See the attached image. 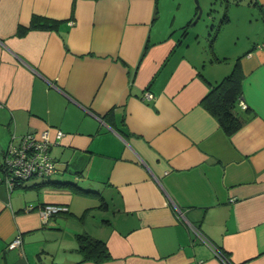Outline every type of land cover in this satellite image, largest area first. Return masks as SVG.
<instances>
[{
	"label": "crops",
	"instance_id": "0c3cea01",
	"mask_svg": "<svg viewBox=\"0 0 264 264\" xmlns=\"http://www.w3.org/2000/svg\"><path fill=\"white\" fill-rule=\"evenodd\" d=\"M225 1L250 13L243 50L219 43L231 11L210 38L190 31L192 0H0V159L63 132L54 172L10 194L0 179V264H225L195 230L264 264V0ZM33 15L52 24L18 35ZM237 62L249 115L228 135L200 100ZM44 203L67 210L43 221ZM83 232L112 259L81 261Z\"/></svg>",
	"mask_w": 264,
	"mask_h": 264
},
{
	"label": "built area",
	"instance_id": "2783aa9c",
	"mask_svg": "<svg viewBox=\"0 0 264 264\" xmlns=\"http://www.w3.org/2000/svg\"><path fill=\"white\" fill-rule=\"evenodd\" d=\"M146 97H152L145 93ZM238 105L245 109L247 104L242 97ZM63 132L56 130L53 138L48 129L42 131H28L20 136L17 143L10 141L4 149L0 159V179L6 184L8 193L12 189L30 178L46 176L55 171V161L51 155V148L62 137ZM67 210V207L60 204L44 203L38 207V212L43 221L59 211ZM197 235L206 241L214 250L215 254L225 264H233L223 252L206 238L199 230ZM22 243L21 233L18 232L7 244V248L19 247Z\"/></svg>",
	"mask_w": 264,
	"mask_h": 264
},
{
	"label": "trees",
	"instance_id": "16d2710c",
	"mask_svg": "<svg viewBox=\"0 0 264 264\" xmlns=\"http://www.w3.org/2000/svg\"><path fill=\"white\" fill-rule=\"evenodd\" d=\"M51 24L49 19L33 15L28 26L19 25L17 27V34L22 35L29 29ZM215 34L216 31L213 35ZM242 79V71L237 62L227 75L217 83L210 85L208 93L200 100V103L215 116L220 127L228 135L239 130L248 119V107L242 109L238 105L242 94ZM76 239L78 250L81 253V261L89 260L100 263L112 259L104 240L86 232L78 233Z\"/></svg>",
	"mask_w": 264,
	"mask_h": 264
},
{
	"label": "rangeland",
	"instance_id": "374dc122",
	"mask_svg": "<svg viewBox=\"0 0 264 264\" xmlns=\"http://www.w3.org/2000/svg\"><path fill=\"white\" fill-rule=\"evenodd\" d=\"M194 5L197 6V1L199 3V6L202 8L201 6V2L204 3H208L211 1V5L209 9H205L202 10V14L199 17V19L196 21V23H194L193 25H191L193 18L189 25L190 31H201L202 35L203 33L207 36H203L210 38L214 33H215V29L217 27L218 24H220V20L222 18H224L225 13L227 12L228 16L229 13L231 11V16H232V20L231 22H229L226 26H224L221 30H220V40L219 43L222 47H226V49L228 50L230 48V46H234V44L237 43V49L238 47L240 48V50H243L245 48V44L244 41H242V39H239V41L236 38V33L237 32H241V28L242 27H246V21L244 20L243 16L244 15H248L250 13L248 12H240L239 10H236L235 8H232V10H228L225 8L220 7V3L223 2L224 0H192ZM229 2H231L232 0H228ZM228 1L226 0L225 2L228 3ZM203 9V8H202ZM211 9V10H210ZM208 14H212L214 20H209V18H207ZM242 18V19H241ZM241 20V21H240ZM210 36V37H209Z\"/></svg>",
	"mask_w": 264,
	"mask_h": 264
},
{
	"label": "water",
	"instance_id": "95a60500",
	"mask_svg": "<svg viewBox=\"0 0 264 264\" xmlns=\"http://www.w3.org/2000/svg\"><path fill=\"white\" fill-rule=\"evenodd\" d=\"M197 9H198V11H197V13H196V15H195V18L193 19L191 25H193L194 23H196V21L199 19V17H200L201 14H202V10H203V9L199 6L198 1H197ZM208 17H209V20H214L212 14H208Z\"/></svg>",
	"mask_w": 264,
	"mask_h": 264
}]
</instances>
